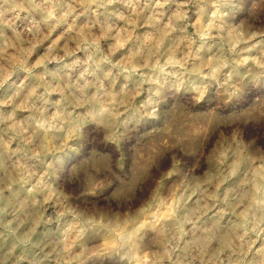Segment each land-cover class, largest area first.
Returning <instances> with one entry per match:
<instances>
[{
  "label": "clouds",
  "instance_id": "1",
  "mask_svg": "<svg viewBox=\"0 0 264 264\" xmlns=\"http://www.w3.org/2000/svg\"><path fill=\"white\" fill-rule=\"evenodd\" d=\"M0 264H264V0H0Z\"/></svg>",
  "mask_w": 264,
  "mask_h": 264
}]
</instances>
